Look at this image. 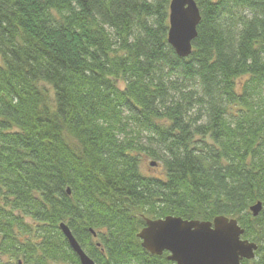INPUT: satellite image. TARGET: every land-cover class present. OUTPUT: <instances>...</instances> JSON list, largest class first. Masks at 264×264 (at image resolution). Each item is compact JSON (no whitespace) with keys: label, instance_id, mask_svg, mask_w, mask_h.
<instances>
[{"label":"trees","instance_id":"trees-1","mask_svg":"<svg viewBox=\"0 0 264 264\" xmlns=\"http://www.w3.org/2000/svg\"><path fill=\"white\" fill-rule=\"evenodd\" d=\"M170 1L0 0V264H80L60 223L95 264H174L136 238L166 216L236 219L264 264V0H194L187 58Z\"/></svg>","mask_w":264,"mask_h":264},{"label":"water","instance_id":"water-1","mask_svg":"<svg viewBox=\"0 0 264 264\" xmlns=\"http://www.w3.org/2000/svg\"><path fill=\"white\" fill-rule=\"evenodd\" d=\"M199 22L200 14L194 0L170 1L167 43L179 58H187L191 54ZM150 165L154 166L153 163ZM261 210V203L250 208L254 218ZM144 223L145 226L136 234L141 247L154 256L166 253V260L174 264H241L243 260H252L258 248L256 243L242 238L244 230L236 219L225 216H217L212 221L166 216L161 219L144 218ZM59 230L80 264H95L65 224L60 223Z\"/></svg>","mask_w":264,"mask_h":264},{"label":"rangeland","instance_id":"rangeland-1","mask_svg":"<svg viewBox=\"0 0 264 264\" xmlns=\"http://www.w3.org/2000/svg\"><path fill=\"white\" fill-rule=\"evenodd\" d=\"M119 86L122 87L123 85L120 83ZM158 170H159L158 167L150 165V160H148V159H144L143 160L142 166H141V171H143V173L154 175V174H156L158 172ZM261 244L264 247V237L262 239ZM263 251H264V249H263Z\"/></svg>","mask_w":264,"mask_h":264},{"label":"bare ground","instance_id":"bare-ground-1","mask_svg":"<svg viewBox=\"0 0 264 264\" xmlns=\"http://www.w3.org/2000/svg\"><path fill=\"white\" fill-rule=\"evenodd\" d=\"M64 224V223H63ZM90 233H91V235L93 236V234L92 233H94V236H93V238H95V236H96V233L94 232V231H92L91 229H90V231H89ZM137 238V237H136ZM75 239V238H74ZM140 241V240H139ZM140 245H141V242H140ZM164 254H166V253H164Z\"/></svg>","mask_w":264,"mask_h":264}]
</instances>
